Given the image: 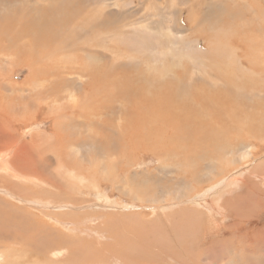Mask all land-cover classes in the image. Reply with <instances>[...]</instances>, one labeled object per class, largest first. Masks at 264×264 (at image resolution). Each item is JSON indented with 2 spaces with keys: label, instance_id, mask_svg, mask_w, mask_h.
I'll list each match as a JSON object with an SVG mask.
<instances>
[{
  "label": "rangeland",
  "instance_id": "1",
  "mask_svg": "<svg viewBox=\"0 0 264 264\" xmlns=\"http://www.w3.org/2000/svg\"><path fill=\"white\" fill-rule=\"evenodd\" d=\"M56 1L59 0H0L2 16L7 10V14L15 13V16L24 12L27 21L45 19L43 16L46 15L58 27L68 28L70 33L68 38L48 50L54 52L51 56L48 51L46 57L38 50L39 58L32 57L24 48L29 44L26 38L14 45L7 38L0 40V54H3L0 57V176L9 175L15 187L0 182V211L2 208L5 211L0 212V224L3 225H0V242L10 228L12 232L8 239L14 240L17 236L16 247L9 249V260L19 264H264V131L257 137H248L245 144L222 157L205 160L201 165L205 169L202 171L201 168L196 176L193 175L196 164L181 162L178 157L158 158L147 149L132 152L134 155L127 157L107 155L95 142L100 135L89 124L91 118H100L93 115L89 96L90 92L103 95L113 91L100 86L90 90L91 76L88 72L79 73L82 67L98 71L112 64L116 68L121 63H128L137 70L145 68L149 78L155 76L159 81V78L177 76L186 65L188 70L198 65L194 72L189 70L190 76L192 73L197 75L198 71L203 74L210 70L211 60L219 61L230 70L233 66L239 79L255 88L254 92H246L247 104L240 127L264 126V0H60L69 5L66 10L58 8L51 14L50 11L33 14L31 7L40 9ZM79 7L72 24L88 20L100 22L104 29L100 23L95 31L83 25L67 26L65 20ZM223 12L226 16L229 14L230 19L220 21L225 17ZM201 63L206 65L198 70ZM29 64L34 70L31 77ZM41 75L44 78L40 79ZM54 82L59 84L52 87ZM21 85L24 86L22 89ZM118 101H113L117 121L121 116L119 107L123 104ZM82 109H86L90 117L81 115L85 113ZM248 114L251 117L246 120L244 116ZM53 118H58L59 137H54ZM72 134L86 135L90 139L82 140L81 147H76L65 136ZM23 143L33 148L32 156L27 154L26 161L33 159L41 165L38 171L45 169L47 173L43 177L36 176L38 173L33 167L31 170L35 174L28 175L20 168L22 163L25 164V156L19 158L17 150ZM7 161L11 164L9 168H5ZM56 172L58 175L54 174ZM39 219H47L58 227L39 231L36 228ZM74 227L77 231L71 230ZM65 234L71 236L65 238ZM52 244L57 245L54 250L49 248ZM6 249V246L0 249L3 253L0 264H5V258L8 259L4 254ZM107 253L108 256L103 255ZM105 259L106 263L103 262Z\"/></svg>",
  "mask_w": 264,
  "mask_h": 264
},
{
  "label": "bare ground",
  "instance_id": "2",
  "mask_svg": "<svg viewBox=\"0 0 264 264\" xmlns=\"http://www.w3.org/2000/svg\"><path fill=\"white\" fill-rule=\"evenodd\" d=\"M60 1V0H59ZM56 1V3H51L50 5H46V7H42L40 9H37L36 7H31L33 14L36 15L37 13L45 14L46 12L50 11V14L55 11L58 8H61L63 11L66 10L69 5L65 3V1L59 2ZM230 1V0H229ZM14 2V1H12ZM37 2V1H36ZM35 3V2H34ZM45 3V2H44ZM239 3V2H238ZM46 4V3H45ZM35 5V4H34ZM83 5V4H82ZM225 5V4H224ZM251 5V4H250ZM36 6V5H35ZM45 6V5H44ZM84 6V5H83ZM233 6V5H232ZM38 7H40L38 5ZM84 8V7H83ZM229 8V7H228ZM232 8V7H231ZM80 10V7L78 10L69 16L65 20V24L67 26L74 23L75 16L78 14ZM85 10V9H84ZM9 11V10H7ZM2 16L0 15V40L1 38H7L11 45L16 44L18 41L22 40L24 38L27 39V46H24L27 52L30 53L32 57L39 58V55L37 54L38 50H42L44 55L47 57L48 53L47 51L52 47L57 45L59 42L64 41L69 36L67 34L69 33L68 28H60L55 23H53L46 15H44L43 18L35 21H27L24 18V12L19 13L15 16V13H10ZM226 11H229L226 8ZM1 12V11H0ZM238 12V11H237ZM5 13V12H4ZM2 13V14H4ZM229 12H227L228 14ZM1 14V13H0ZM97 14V13H96ZM102 15V12H100ZM223 14H225L223 12ZM234 14V13H233ZM236 15V14H234ZM233 15V18H234ZM224 16V15H223ZM90 17V16H89ZM92 17V16H91ZM104 17V16H103ZM239 17V16H238ZM229 18L228 16L220 18L221 20H226ZM237 18V17H236ZM242 18V17H241ZM240 18V20H242ZM247 18V17H246ZM95 20V19H94ZM104 20V19H103ZM235 20V19H234ZM238 20V19H236ZM246 22V21H245ZM100 23V22H99ZM98 23V24H99ZM105 23V21H104ZM96 22H90V21H77L75 24L77 27L79 25L86 26L87 28L94 29L98 26ZM219 24V22L217 23ZM241 25V22L239 23ZM101 28L102 24L100 23ZM108 26V25H107ZM128 26V25H127ZM246 26V25H245ZM240 27H238L239 29ZM100 29V28H99ZM104 29V28H103ZM102 29V30H103ZM106 29V28H105ZM110 29V28H109ZM251 29V28H250ZM72 30V29H71ZM80 30V29H78ZM98 30V29H97ZM107 30V29H106ZM214 30V29H213ZM114 31V29H113ZM212 31V30H211ZM253 31V30H252ZM71 32V31H70ZM91 32V31H90ZM98 33V32H97ZM254 33V32H253ZM77 34V33H76ZM207 34V33H206ZM217 34V33H215ZM242 34V33H241ZM247 34V33H246ZM249 34V32H248ZM247 34V35H248ZM75 35V33H73ZM88 35V34H87ZM205 35V33H204ZM240 35V34H239ZM239 35L236 36L239 38ZM71 36V35H70ZM103 36V35H102ZM225 36V35H223ZM90 37V33L89 36ZM96 37V36H95ZM226 37V36H225ZM235 37V38H236ZM256 37V36H255ZM93 39V37H91ZM243 38V37H242ZM72 39V38H71ZM78 39V38H77ZM89 39V38H88ZM87 39V40H88ZM212 39V38H210ZM234 39V38H233ZM244 39V38H243ZM242 39V40H243ZM250 39V38H249ZM2 40V41H3ZM23 40V42H25ZM61 40V41H60ZM68 40V39H67ZM87 40L85 41L87 43ZM228 40V39H227ZM240 40V39H239ZM247 40V39H246ZM254 40V39H253ZM6 41V40H5ZM71 41V40H70ZM89 41V40H88ZM96 41V39H95ZM220 41V40H219ZM226 41V39H225ZM229 41V40H228ZM248 42L250 41L247 40ZM1 42V41H0ZM78 42V41H77ZM91 42V40H90ZM94 42V39L92 40ZM91 42V43H92ZM247 42V43H248ZM210 43V41H209ZM243 44L242 42H240ZM77 44V43H76ZM211 44V43H210ZM1 45V44H0ZM19 45V44H18ZM65 45V43L63 44ZM91 45V44H89ZM88 45V46H89ZM209 45V44H208ZM207 45V46H208ZM230 45V43H229ZM245 45V44H243ZM249 45L250 44H246ZM252 45V44H251ZM19 45L18 48L20 50H23L22 46ZM81 46V45H80ZM83 46V45H82ZM92 46V45H91ZM218 46V45H217ZM233 46V45H232ZM236 46V45H235ZM4 47V46H3ZM13 47V46H12ZM67 47V46H66ZM70 47V45L68 46ZM219 47V46H218ZM226 47V46H225ZM228 47V46H227ZM237 47V46H236ZM239 47V46H238ZM6 48V47H4ZM53 48V47H52ZM85 48V47H84ZM102 48V47H101ZM217 48V47H216ZM235 48V47H232ZM248 48V47H246ZM24 49V50H25ZM133 49V48H132ZM213 49V48H212ZM223 49V47H222ZM229 49V48H227ZM9 50V49H8ZM51 50V49H50ZM54 50V49H53ZM57 50H59L57 48ZM90 50V48H88ZM87 50V51H88ZM215 51V48L213 49ZM226 50V49H225ZM251 50V49H250ZM10 51V50H9ZM86 51V50H85ZM91 51V50H90ZM89 53L91 54V52ZM98 51V50H97ZM239 51V50H238ZM15 52V51H14ZM21 52V51H20ZM49 52V51H48ZM53 52V51H52ZM49 52V55L51 56L52 53ZM93 52V51H92ZM212 52V51H211ZM253 52V51H252ZM10 53V52H9ZM27 53V55L29 54ZM54 53V52H53ZM56 53V52H55ZM246 53V52H245ZM2 54V53H1ZM0 54V57H1ZM6 54V53H5ZM26 54V53H25ZM39 54H42L41 52ZM101 54V53H100ZM216 54V53H215ZM94 55V53H93ZM91 55V56H93ZM251 55V54H250ZM3 56V54H2ZM41 56V55H40ZM56 56V55H55ZM84 56V55H83ZM252 56V55H251ZM20 57V56H19ZM27 57V56H26ZM54 57V54L53 56ZM88 56L86 55L85 58ZM214 57V56H213ZM234 57V56H233ZM246 57V56H245ZM261 57V56H260ZM31 58V57H30ZM49 58V57H48ZM93 58V57H92ZM109 58V57H108ZM128 58V57H127ZM8 59V58H7ZM24 59V57H23ZM45 59V58H44ZM43 59V60H44ZM55 59V58H53ZM84 59V58H83ZM91 59V58H90ZM122 59V58H121ZM178 59V58H177ZM212 59V58H211ZM22 60V59H21ZM57 60V57H56ZM89 60V59H88ZM86 59V61H88ZM107 60V59H106ZM105 60V61H106ZM109 60V59H108ZM139 61V59L137 58ZM136 59L134 60L137 61ZM247 60V59H246ZM6 61V60H4ZM26 61V59H25ZM85 61V60H82ZM30 62V59H29ZM28 62V63H29ZM59 62V61H58ZM89 62V61H88ZM91 62V61H90ZM89 62V63H90ZM203 62V61H202ZM206 62V61H205ZM210 70H207V72H204L201 74V72L192 73V75H189V70L187 69L189 67L184 68L177 76H173L170 78L165 77V79H160L157 81V78L155 76L152 78H149L148 75L145 73V68H140L137 70L134 66H129L128 63H121L116 66L110 65L107 67L102 68L101 70L94 71L91 70L88 67H82L80 65L79 68L82 67V70H79L80 74H85V72H88L91 76L88 87L90 90H93L92 88L96 86L103 87L104 89H107L108 91H113V93L110 94H103L98 95L94 92H90L89 98L92 100V104L90 105L92 107V110L94 112L93 115H97L100 117L99 119L91 118L89 120V124L93 127L96 134H99L100 137L95 141L104 151L107 155H116L119 157H127L129 155H132V152H139V151H147L152 152L156 156H161L162 158H171V157H178L181 162L184 163H194L196 164V170L194 171L193 175L196 176L198 172H200V169H205V166L201 167L202 164H204V161L207 159H211L213 157H222L225 153L230 152L231 149H236L241 144H245L248 137H257L261 134V132L264 131V126L261 124H255L251 125L249 124L246 127H240L241 125V119H243V112L244 107L246 106L247 102L245 99V96L247 95V91L254 92L255 88L249 84V82L240 80L235 73H234V67H232V71L227 67L226 65H222L221 62L212 60L210 61ZM246 62V61H245ZM254 62V61H253ZM32 63V62H31ZM112 63V62H111ZM116 63V62H115ZM142 63V62H141ZM209 63V60L208 62ZM237 63V62H236ZM243 63V62H242ZM256 63V62H255ZM258 63V62H257ZM26 64V63H25ZM92 64V63H91ZM90 64V65H91ZM133 64V63H132ZM131 64V65H132ZM189 64L190 63H186ZM199 64V63H198ZM230 64V63H229ZM239 64V63H238ZM35 65V64H34ZM37 65V64H36ZM84 65V64H83ZM103 65V64H101ZM135 65V64H134ZM137 65V64H136ZM139 66L142 64H138ZM198 66L197 64H195ZM205 64H202L198 67V70L202 69ZM209 65V64H207ZM29 68L30 76L33 75V71L31 70V65H27ZM33 66V65H32ZM73 66V65H72ZM195 66V68H196ZM243 66V65H242ZM35 67V66H34ZM149 67V66H148ZM193 67V66H192ZM244 67V66H243ZM38 68V67H37ZM46 68V67H45ZM47 68L52 69V66L47 65ZM68 68V67H67ZM194 68V67H193ZM195 68L191 70L194 72ZM34 69V68H33ZM42 69V68H41ZM44 69V68H43ZM42 69V70H43ZM147 69V68H146ZM197 69V68H196ZM205 69V68H204ZM241 69V68H240ZM179 69H177L178 71ZM188 70V71H187ZM166 71V70H165ZM175 71V72H177ZM82 72V73H81ZM100 72V73H97ZM149 72V71H148ZM173 72V71H172ZM173 72V73H175ZM179 72V71H178ZM73 73V72H72ZM163 73V72H162ZM168 73V72H167ZM243 70V74H244ZM43 74V73H42ZM58 74V73H57ZM70 74V73H69ZM75 74V73H74ZM29 75V74H28ZM38 75V74H37ZM36 75V76H37ZM55 75V74H54ZM79 75V74H78ZM88 75V77H89ZM174 75V74H173ZM194 75V76H193ZM36 76H34L36 78ZM28 77V76H27ZM39 77V76H38ZM54 78L56 77L53 76ZM52 77V78H53ZM81 77V76H80ZM120 77V78H119ZM162 77V76H161ZM44 78L42 75L39 77ZM53 78V79H54ZM76 78V77H75ZM119 78V79H118ZM248 78V77H247ZM28 79V78H27ZM38 79V78H37ZM49 79V78H48ZM51 79V80H53ZM74 79V77H73ZM43 80V79H42ZM50 80V82H52ZM247 80V79H246ZM26 81V80H25ZM29 81V79H28ZM31 81V80H30ZM33 81V80H32ZM105 81H107V84H104ZM36 82V81H35ZM39 82V81H38ZM252 82V81H250ZM30 83V82H29ZM46 83V82H45ZM67 83V82H66ZM59 83L54 82L52 83V87H56ZM70 84V83H69ZM72 84V83H71ZM14 88H16V84H13ZM18 85V84H17ZM40 85V84H38ZM51 85V84H50ZM22 86V85H21ZM115 87L114 89H109L107 87ZM24 86L21 87V89ZM38 87V86H37ZM45 87V86H44ZM47 87V86H46ZM32 89V87L30 86ZM74 88V87H73ZM36 89V88H35ZM55 91V88H52ZM57 89V88H56ZM75 89V88H74ZM4 90V89H3ZM19 90V88H18ZM17 90V91H18ZM28 90V89H27ZM37 90V89H36ZM35 90V91H36ZM99 90V89H98ZM39 91V90H38ZM49 91V90H48ZM73 91V90H72ZM102 91V90H101ZM100 91V92H101ZM260 91V90H258ZM262 91V90H261ZM260 91V92H261ZM41 92V91H40ZM77 92V91H76ZM3 93V92H2ZM57 93V92H56ZM61 93V92H60ZM75 93V92H74ZM262 93V92H261ZM27 94V93H26ZM51 95V93H49ZM16 94H14L15 96ZM23 95V94H22ZM40 95V94H39ZM47 95V94H46ZM57 95V94H56ZM8 96V95H7ZM55 96V95H54ZM66 96V95H65ZM64 96V97H65ZM74 96V95H73ZM56 97V96H55ZM60 97V96H59ZM68 97V95H67ZM66 97V98H67ZM78 97V96H77ZM85 97V96H84ZM21 98V97H20ZM62 98V97H61ZM5 99V97L3 98ZM31 99V98H30ZM39 99V98H38ZM47 99V98H46ZM51 98H49L50 100ZM60 99V98H59ZM115 99H119L123 104L121 108L117 106V100H116V106L119 107L120 112H118L121 116L120 118L116 119L115 117V105L113 104V101ZM6 99L5 101H7ZM22 100V98L20 99ZM29 100V99H28ZM33 100V99H31ZM37 100V99H36ZM54 100V98H53ZM11 101V100H9ZM8 101V102H9ZM16 101V100H15ZM18 101V100H17ZM42 101V100H41ZM58 101V100H57ZM62 101V100H61ZM118 101V102H119ZM12 102V101H11ZM55 102V100H54ZM76 102V101H75ZM6 103V102H5ZM17 103V102H16ZM33 103V102H31ZM30 103V104H31ZM44 103V102H43ZM56 103V102H55ZM58 103V102H57ZM1 104V103H0ZM3 104V103H2ZM20 104V103H19ZM18 104V105H19ZM53 104V103H52ZM9 105V104H8ZM50 105V104H48ZM73 105V103H72ZM119 105V104H118ZM4 106V105H3ZM15 106V105H14ZM22 106V105H21ZM10 108L12 106H9ZM23 107V106H22ZM66 107V105H65ZM74 107V106H73ZM12 109V108H11ZM68 109V108H67ZM2 110V109H1ZM74 110V109H73ZM76 110V109H75ZM83 110V109H82ZM81 111V110H80ZM85 111L83 115L84 117L89 116L90 113L84 109ZM62 112V108H61ZM64 112V111H63ZM74 112V111H73ZM9 113V112H8ZM70 113V112H68ZM55 113H53L54 115ZM62 114V113H61ZM92 114V111H91ZM5 115V114H4ZM52 115V116H53ZM70 115V114H69ZM73 116V115H72ZM79 116V115H77ZM92 116V115H91ZM119 116V115H118ZM80 117V116H79ZM251 116L248 114L244 116V118L247 120ZM56 118V117H55ZM53 118L54 123V137H59L61 135V132H58L57 126L59 125L58 122H56V119ZM65 118V117H64ZM81 118V117H80ZM8 119V118H7ZM74 119V118H73ZM79 119V118H78ZM83 119V118H82ZM82 119L80 121H82ZM85 119V118H84ZM75 120V119H74ZM87 120V118L85 119ZM99 120V121H98ZM77 121V118L75 120ZM79 121V122H80ZM245 121V120H244ZM86 122V121H82ZM81 122V123H82ZM80 123V124H81ZM87 124V122H86ZM88 124V125H89ZM77 124H75L76 126ZM85 125V124H83ZM243 125V123H242ZM251 125V126H250ZM69 126V125H68ZM73 126V125H72ZM79 126V124H78ZM76 126V127H78ZM244 126V125H243ZM80 127V126H79ZM78 127V128H79ZM82 127V126H81ZM90 127V126H88ZM72 129V128H70ZM81 129V128H80ZM31 130V129H30ZM66 129H64L65 131ZM78 130V129H77ZM60 131V130H59ZM76 131V130H75ZM83 132V131H82ZM2 133V132H1ZM79 132L77 131L76 134ZM85 133V132H84ZM68 134V133H67ZM82 135V134H81ZM5 136V135H3ZM66 138L71 141V145H74L76 147H81L82 140L88 141L90 137L80 136V135H65ZM41 137V136H40ZM79 137H82L80 139ZM42 138V137H41ZM75 138V139H74ZM93 138H96L93 136ZM6 143V142H5ZM83 143V142H82ZM1 144V143H0ZM7 144V143H6ZM89 144V143H88ZM84 145V144H83ZM90 145V144H89ZM4 146V145H3ZM87 146V144H86ZM84 147V146H83ZM32 147L23 143L20 148L17 150V155L19 158H23L25 156V164L22 163L21 169L28 173H38L35 174L36 176L43 177L42 175H45V169H42L43 172L38 171V167L41 168V165H39L35 160L31 159L30 161H26V157H28L27 154L32 156ZM78 149V148H77ZM147 149V150H146ZM9 152V151H8ZM11 153V152H10ZM93 153V152H91ZM9 154V153H8ZM98 155V154H97ZM134 155V154H133ZM11 156V155H10ZM88 156V155H87ZM90 156V155H89ZM88 156V157H89ZM99 156V155H98ZM105 156V155H104ZM82 157V156H81ZM80 158V157H79ZM3 159V158H2ZM103 157L101 158V160ZM20 160V159H19ZM37 160V159H36ZM50 160V159H49ZM60 160V159H58ZM57 160V161H58ZM85 160V159H84ZM89 160V159H88ZM97 160V159H95ZM1 161V160H0ZM51 161V160H50ZM48 161V162H50ZM94 162V160H92ZM104 161V160H103ZM102 161V162H103ZM260 161V160H259ZM62 162V161H61ZM60 162V163H61ZM87 163V162H86ZM90 163V162H89ZM206 164V163H205ZM5 168L11 167V164L9 161H7V164H5ZM80 165V164H79ZM84 165V164H82ZM60 166V164H59ZM109 166V165H108ZM161 166V164H160ZM212 166V165H211ZM215 166V165H214ZM33 167L34 172L31 170ZM208 167V166H207ZM210 167V166H209ZM213 167V166H212ZM2 168V167H1ZM63 168V164L61 169ZM67 168V167H66ZM65 168V169H66ZM85 168V167H84ZM176 168V167H175ZM194 168V167H192ZM218 168V167H217ZM60 169V170H61ZM83 169V168H82ZM166 169V168H165ZM28 170V171H26ZM192 171V169H190ZM13 171V170H12ZM15 171V170H14ZM57 171V169H56ZM59 171V169H58ZM95 171V170H94ZM9 172V171H7ZM54 172V171H53ZM69 172V171H68ZM67 172V173H68ZM217 172V171H216ZM49 173V172H48ZM59 172L54 173L55 175H58ZM61 173V172H60ZM63 173V172H62ZM70 173V172H69ZM68 173V175H69ZM50 174V173H49ZM169 174V173H168ZM60 175V174H59ZM47 176V175H46ZM62 176V175H61ZM191 176V175H190ZM60 177V176H59ZM64 177V176H63ZM240 177V176H239ZM55 178V177H54ZM53 178V179H54ZM81 178V177H80ZM48 179V178H47ZM62 179V178H61ZM193 179V178H190ZM222 179V178H221ZM242 179V178H241ZM27 181L29 179H26ZM32 180V179H31ZM40 180V179H39ZM52 180V179H50ZM215 180V179H214ZM212 180V181H214ZM230 180V179H228ZM235 180V179H234ZM24 181V180H23ZM34 181V180H33ZM56 181V180H55ZM54 181V182H55ZM137 181V180H136ZM147 181V180H146ZM168 181V180H167ZM193 181V180H191ZM0 182L5 184L6 186L10 188H15L11 182L9 175L7 176H0ZM53 182V181H52ZM85 182V181H84ZM138 182V181H137ZM26 183V182H25ZM35 183H38L36 181ZM45 183V182H43ZM57 183V182H56ZM136 183V182H135ZM164 183V182H163ZM210 183V182H209ZM224 183V182H223ZM232 183V182H231ZM238 183V182H237ZM31 184V183H30ZM34 184V183H33ZM47 184V183H46ZM220 184V183H219ZM226 184V183H225ZM236 184V183H235ZM20 186L24 184H19ZM26 185V184H25ZM24 185V186H25ZM42 185V182H41ZM59 185V184H58ZM96 185V184H95ZM117 185V184H116ZM223 185V184H222ZM2 186V185H1ZM13 186V187H12ZM28 186V185H27ZM26 186V187H27ZM47 187L46 185H44ZM60 186V185H59ZM97 186V185H96ZM167 186V185H166ZM214 186V185H213ZM217 186V185H216ZM221 186V185H219ZM229 186V185H228ZM62 187V186H61ZM198 187V186H197ZM204 187V186H203ZM208 187V186H207ZM225 187V186H224ZM17 188V187H16ZM32 188V187H31ZM60 188V187H57ZM222 188V187H221ZM9 189V188H8ZM35 189V187H34ZM62 189V188H60ZM166 189V188H165ZM220 188H216V190H219ZM226 187L224 188V190ZM68 190V189H67ZM20 191V190H19ZM45 191V190H44ZM43 191V192H44ZM71 191V190H70ZM214 191V190H212ZM12 192V191H10ZM42 192V193H43ZM196 192V191H195ZM13 193V192H12ZM22 193V192H21ZM53 193V192H52ZM149 193V192H148ZM156 193V192H155ZM65 194V193H64ZM14 195V194H13ZM208 195V193H207ZM11 196V194L9 195ZM37 196V195H36ZM62 196V195H61ZM199 196V195H197ZM214 196V194H211V198ZM263 196V195H262ZM12 197V196H11ZM141 198V197H140ZM209 198V197H208ZM249 198V196H248ZM43 199V198H42ZM49 199V198H48ZM58 199V198H57ZM187 199V198H186ZM264 199V198H263ZM41 200V198H40ZM245 201V200H244ZM61 202V201H60ZM203 202V201H202ZM5 203V202H2ZM221 203V202H220ZM264 204V203H263ZM7 206V205H6ZM209 206V205H208ZM9 207V206H8ZM1 208V207H0ZM11 208V206L9 207ZM52 208V207H51ZM94 209V208H93ZM232 210V209H231ZM234 210V209H233ZM232 210V211H233ZM262 210V209H261ZM3 211V208H2ZM0 211V212H2ZM7 211V209H6ZM20 211V210H19ZM236 211V210H235ZM234 211V212H235ZM5 212V211H3ZM7 213V212H6ZM5 213V214H6ZM16 213V212H15ZM3 214V215H5ZM2 215V213H1ZM17 215V214H15ZM26 215V214H25ZM24 216V215H23ZM3 217V216H2ZM132 217V216H131ZM138 217V216H137ZM1 218V217H0ZM13 218V217H12ZM74 218V217H73ZM91 218V217H90ZM3 220V219H1ZM5 220V219H4ZM47 219H39L37 223V229L39 231H46L47 228H57L58 226L56 224H50ZM66 220V219H65ZM71 220V219H70ZM80 220V219H79ZM93 220V219H92ZM14 221V220H13ZM18 221V220H17ZM24 221V220H23ZM30 221V220H29ZM4 222V221H3ZM8 222V220L6 221ZM74 222V221H73ZM13 223V222H12ZM6 224V223H5ZM9 224V223H8ZM18 224V223H17ZM32 222L30 223V225ZM260 224V223H259ZM2 225V224H0ZM21 225V224H20ZM29 224L27 223V226ZM3 226V225H2ZM19 224L17 225V227ZM23 226V225H22ZM21 226V227H22ZM36 226V225H35ZM57 226V227H55ZM8 227V226H7ZM30 227V226H29ZM67 227V226H65ZM77 227V226H76ZM74 227L71 230L77 231V228ZM10 228V227H9ZM8 228V230H9ZM16 228V227H15ZM19 228V227H18ZM32 228V227H31ZM30 228V230H31ZM34 228V226H33ZM64 228V227H62ZM107 228V227H106ZM13 229V228H12ZM22 229V228H21ZM28 229V228H27ZM1 230H4L1 228ZM19 230V229H18ZM24 230V229H23ZM63 230V229H62ZM59 229V231H62ZM100 230V229H99ZM15 231V230H13ZM33 231V230H32ZM37 231V230H36ZM51 231V229H50ZM70 231V230H69ZM72 231V232H73ZM103 231V230H102ZM2 233V231H0ZM11 228L9 231H7L4 235V237L1 239L0 242V249L7 247L6 250H4L5 257H9L11 255V252L9 249H13L15 246L16 239L9 240V234H10ZM18 233V232H15ZM21 233V232H19ZM24 234V233H23ZM27 234V232H26ZM30 234V233H29ZM28 234V235H29ZM33 234V232H32ZM37 234V233H36ZM41 234V233H40ZM61 234L64 236V231L61 232ZM60 234V235H61ZM15 235V234H14ZM22 235V234H21ZM25 235V234H24ZM2 236V235H1ZM12 236V234H11ZM10 236V237H11ZM27 236V235H26ZM32 236V235H31ZM43 236V233L41 237ZM53 236V235H52ZM71 235L65 234V238H69ZM74 236V235H73ZM13 237V236H12ZM30 237V236H29ZM40 237V235H39ZM79 237V236H78ZM77 237V238H78ZM181 237V236H180ZM58 238V237H57ZM92 238V237H91ZM96 238V237H95ZM13 239V238H12ZM21 239V238H20ZM34 239V238H33ZM32 239V240H33ZM39 239V238H38ZM63 239V238H62ZM74 240V239H73ZM91 240V239H90ZM94 240V239H93ZM24 241V240H23ZM34 241V240H33ZM28 242V241H27ZM41 242V241H40ZM45 242V241H44ZM60 242V241H59ZM255 242V241H254ZM263 242V241H262ZM22 243V242H21ZM25 243V242H24ZM257 243V242H256ZM37 244V243H36ZM217 244V243H216ZM17 245V244H16ZM46 245V244H45ZM74 245V244H73ZM97 245V244H96ZM41 246V244H40ZM57 245L52 244L49 248H54ZM59 246V245H58ZM68 246V245H67ZM66 246V248H68ZM104 246V245H103ZM121 246V245H120ZM124 246V245H123ZM150 246V245H149ZM16 247V246H15ZM29 247V246H27ZM48 247V246H47ZM46 247V248H47ZM70 247V246H69ZM100 247V246H99ZM186 247V246H185ZM231 247V246H229ZM25 248V247H24ZM45 248V247H44ZM45 248V249H46ZM61 245L58 249H61ZM72 248V247H71ZM105 246L103 247V249ZM164 248V247H163ZM232 248V247H231ZM37 249V248H35ZM78 249V247H77ZM101 249V248H100ZM102 249V250H103ZM233 249V248H232ZM20 250V249H19ZM24 250V249H23ZM27 250V249H26ZM41 250V249H40ZM54 250V249H53ZM100 251V250H99ZM105 251V250H104ZM109 251V249H108ZM117 251V250H116ZM169 251V250H168ZM15 252H18L15 251ZM29 252V251H28ZM31 252V251H30ZM29 252V253H30ZM49 252V251H48ZM226 252V251H225ZM230 252V251H229ZM54 253V252H53ZM52 253V254H53ZM58 253V252H57ZM69 253V252H68ZM162 253V252H161ZM2 251L0 250V256L2 255ZM16 254V253H15ZM34 254V253H33ZM40 254V253H39ZM197 254V253H196ZM262 254V253H261ZM13 255V254H12ZM18 255V254H17ZM104 256H108L107 254H103ZM114 255V254H113ZM171 255V254H170ZM182 255V254H181ZM54 256V255H53ZM62 256V255H61ZM74 256V255H73ZM188 256V255H187ZM38 257V256H36ZM52 257V256H51ZM57 257V255H56ZM55 257V258H56ZM232 257V256H231ZM38 259V258H37ZM158 259V258H157ZM176 259V258H175ZM108 260V259H107ZM204 260V259H203ZM5 264H19L18 262L15 263L13 260H9L5 258L4 260ZM189 261V260H187ZM20 262V261H19ZM104 263H106V259L103 260ZM126 262V261H125ZM186 262V261H185ZM244 262V261H243ZM3 263V262H2ZM1 263V264H2ZM31 263V262H30ZM81 263V262H80ZM108 263V262H107ZM252 263V262H251ZM126 264V263H125ZM210 264V263H209Z\"/></svg>",
  "mask_w": 264,
  "mask_h": 264
}]
</instances>
